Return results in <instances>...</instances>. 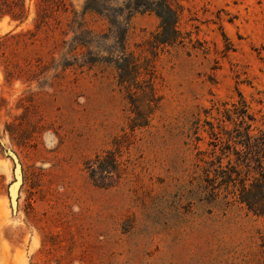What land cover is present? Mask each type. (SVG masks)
<instances>
[{"label": "rangeland", "instance_id": "obj_1", "mask_svg": "<svg viewBox=\"0 0 264 264\" xmlns=\"http://www.w3.org/2000/svg\"><path fill=\"white\" fill-rule=\"evenodd\" d=\"M158 1L0 0V264H264V218L206 195V120L264 114V0H168L173 45Z\"/></svg>", "mask_w": 264, "mask_h": 264}, {"label": "trees", "instance_id": "obj_2", "mask_svg": "<svg viewBox=\"0 0 264 264\" xmlns=\"http://www.w3.org/2000/svg\"><path fill=\"white\" fill-rule=\"evenodd\" d=\"M137 7L135 11L152 12L159 18V31L155 36L158 44L173 45L179 42L181 38L178 28L180 15L168 0H159L149 6L143 5L142 8L137 3ZM86 8L92 9L89 6ZM8 15L14 21L19 20L20 23L24 21V19L18 18L14 12H8ZM2 17L3 15L0 16V18ZM136 70V66L131 65L128 72L134 73ZM153 101L154 98L151 97L141 103L150 110L152 109L150 103ZM227 106L228 103H223V108H215L218 118L212 116V113L206 112L217 121L215 123L206 120V125L209 126V130L206 131L212 139L209 143L212 147V152L209 153L212 160L208 162L206 168V195L211 196V201H215L220 195V188H223L226 192L224 200L232 195L237 203L245 206L254 216L264 218V130L254 127V124L260 121L264 125V114L261 120L252 116L242 96L239 101L232 104V109ZM136 115L134 125L130 127L132 130L149 125L150 116L148 113L137 108ZM226 122L233 124L234 127L228 129L225 126ZM225 159L227 164L224 166ZM106 160L109 161L105 162ZM96 161L97 166L92 168L94 174L97 173V170L111 174L119 169L117 151L106 152V157L97 155ZM216 163L218 164L217 168L214 167ZM261 240L264 246V235L261 236Z\"/></svg>", "mask_w": 264, "mask_h": 264}, {"label": "water", "instance_id": "obj_3", "mask_svg": "<svg viewBox=\"0 0 264 264\" xmlns=\"http://www.w3.org/2000/svg\"><path fill=\"white\" fill-rule=\"evenodd\" d=\"M14 163H15L17 171L20 172V164L16 158H14ZM17 190H18V188H17ZM17 190L15 191V193L17 192ZM14 202H15V199H14Z\"/></svg>", "mask_w": 264, "mask_h": 264}]
</instances>
